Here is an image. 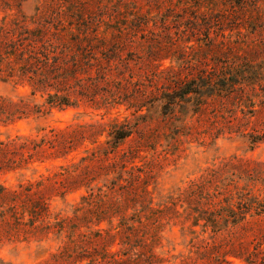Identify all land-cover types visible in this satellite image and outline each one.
<instances>
[{"label": "rangeland", "instance_id": "obj_1", "mask_svg": "<svg viewBox=\"0 0 264 264\" xmlns=\"http://www.w3.org/2000/svg\"><path fill=\"white\" fill-rule=\"evenodd\" d=\"M77 2L82 9H90L82 10L83 16L80 14L79 18L87 17L91 11L105 12L100 8V0ZM36 3V0H0V26L4 23L15 28L24 19V26L44 24L53 32L82 28L81 23L66 21L71 19L68 14L62 18L56 15V10H36ZM104 28L102 24L91 30L98 29L102 34ZM232 33L225 32L235 42H224L222 54L204 39L200 46L187 51L190 52L186 58V53L176 47L178 60L152 62L144 52L142 60L135 57L136 60L130 61L124 79L118 83L103 81L96 89L89 86V81H81L75 88L82 93L95 90L98 98L96 101L80 98L77 105L48 108L41 93L30 96L27 85L0 80V97L15 101L22 98L29 104L28 112L21 118L0 121V141L20 144L7 154L8 165L14 169L0 172V185L17 191L31 189V197L22 196L25 198L22 204L27 207L32 203L37 207L45 204L42 215L33 221L35 230H31L27 215L22 220L25 225L9 221L2 225L0 264H39L49 258L65 239L64 233H55L52 224L73 215L86 194V184L105 189L102 185L117 175L113 170L122 162L126 166L123 178L131 181V175L140 176L138 191L144 184V206H123L111 223L104 219L93 225L104 229L97 247L99 253H103L104 242L110 241L107 249L116 253L114 260L127 258L125 264H134L137 255L143 252L144 264L148 258L158 262L153 264H264V212L256 214L250 209L243 220L231 223L230 219L217 232L194 218L197 210L206 208L211 211L229 208L239 214L250 202L264 207V81L219 93L202 101L203 105L190 104L171 116L161 114L157 100L162 91L205 70L217 71L232 60L247 59L250 55L256 60L264 56V31L262 35L248 34L249 40L247 36L233 37ZM145 37L143 31L134 39L142 43L144 51ZM113 89L120 92L116 102L101 98V94L108 95ZM141 103L144 107L135 113V106ZM35 104L44 112H34ZM138 114H144V119L137 118ZM114 122L137 125L115 153H109L108 159L101 162L99 157L90 155L97 146L108 145L107 132ZM90 124L94 127L82 131L80 126ZM57 130L66 131L69 139H75L72 148L63 155L53 153L54 149L42 142ZM99 130L101 133L97 135ZM251 135L260 139L252 143ZM23 143L29 145L28 151L22 149ZM34 144L40 145L39 153L32 149ZM83 156L89 158L81 161ZM121 214L140 220L135 223L138 231L125 239L126 244L119 235L106 238L109 226L111 232L117 230ZM127 222L130 224L131 220ZM63 223L67 224V220ZM250 252H258V256ZM150 253L154 256L148 257Z\"/></svg>", "mask_w": 264, "mask_h": 264}, {"label": "trees", "instance_id": "obj_2", "mask_svg": "<svg viewBox=\"0 0 264 264\" xmlns=\"http://www.w3.org/2000/svg\"><path fill=\"white\" fill-rule=\"evenodd\" d=\"M101 1L100 8L105 12L94 14L91 11L87 17L79 18L82 10L90 9L79 7L77 0H36V10L44 9L51 12L56 10V15L60 14L62 18L63 15L68 14L71 19L66 21L70 24L71 22L81 23L82 28H76L77 31L70 28L66 30L67 33L61 30L53 32L44 24L27 27L23 24L24 19L19 21L15 28H8L3 23L0 26V80L11 82L13 85H27L30 88V96L41 93L44 104L48 108L77 105L80 98L96 101L98 96L95 90L79 92L75 85L78 87V83L87 80L89 86L92 85L97 89L100 87L99 83L103 81L118 83L124 79L123 73L129 69L130 61L135 57L143 58L144 52L147 60L152 62L166 58L178 60L174 52L176 47L186 53V58L190 51L200 46L198 45L200 41L206 39L210 41V47L218 48L222 54L223 51L225 52V48L222 47L224 42H235L231 38L232 35L225 34L226 31L230 34L234 32L233 37L238 38L246 37L248 34L262 35L264 31V7L262 6L264 0ZM102 24L105 25L102 34L98 32V29L91 30V28H99ZM143 31L147 36L145 37L146 51L144 47H140L142 43L138 44L134 40L138 32ZM65 36L68 38L64 39ZM246 38L249 40L248 36ZM188 50L190 51L187 52ZM215 69L205 70L199 76L184 80L174 88L162 91L157 98L160 102L161 114L171 116L177 113L176 110L190 104L203 105L202 101L205 102L207 98L219 93L231 92L247 83L255 84L264 81V56L256 60L250 55L247 59L232 60L221 66L220 70L215 71ZM101 98L106 102H116L120 98V92L113 89L108 95L101 94ZM28 107V102L22 98L15 101L0 97V121L21 118L28 112ZM141 107H144L143 103L135 106L134 112L140 111ZM32 110L39 113L44 112L45 109L35 104ZM192 111L195 110L192 109ZM137 118L144 119V114H138ZM136 125L112 123L107 132L110 138L106 141L108 145L97 146L90 156L99 157L101 162L106 161L108 154L115 153L118 146L131 136ZM80 127L84 131L85 128L94 127V125ZM53 132L52 136L43 139L42 142L54 149L53 153H61V155L67 153L75 139H69L68 133L64 130ZM99 133H101L100 130L97 135ZM82 137L84 136L80 138ZM250 137L252 143L260 139L257 136ZM21 145L22 149L27 151L30 149L26 143ZM15 147L18 149L20 144L14 141H0V172L4 169H14L13 166L8 165L10 158L7 154ZM39 148V144H34L32 149L35 153H39L41 151ZM87 158L89 157L83 156L81 161ZM120 167L113 170L117 175L108 184L102 185L105 189L97 186L90 187L86 184V194L82 195L73 215L65 219L67 224L64 225L65 220H57L52 224L56 227L55 233H64L65 239L56 252L51 253L49 258L39 264H79L83 261H85L83 264H113L116 261L125 264L127 262V258L114 260L113 256L116 253L107 249L110 241L104 242L103 253H99L97 247L104 229L93 228V225L97 226L104 219L111 223L112 217L118 215V211L123 206L137 204L144 206V184L138 191L140 176L131 175L129 177L131 181H127L123 178V172H126L123 170L126 167L125 163L122 162ZM118 169L121 170L118 171ZM30 192L31 189L23 188L17 191L0 185V237L1 227L5 222L25 225L22 220L23 216L27 215L30 225L33 226V221L42 215L45 204L41 203L39 207L35 206L36 203L28 207L22 204L25 200L22 196L31 197ZM145 193L147 194V191ZM257 204L247 203V206L243 207L245 210L239 207L238 209L241 210L239 214L229 208L224 211H211L206 208V210H197L194 218L196 221L202 220L203 226H209L213 232H217L222 224L227 225L230 219L231 223L243 220L245 213L250 209H254L256 214L264 212V207H259ZM133 215L136 216V214ZM133 215L127 217L121 214L117 230L113 233L112 226H109L105 231L106 238L119 235L126 244L125 239H128L131 233L134 235L138 231L135 223H139L140 220L133 219ZM127 220H131L130 224ZM194 223L198 224V222ZM42 227L46 228V226ZM81 228H84L83 231ZM35 229L34 226L31 228V230ZM250 253L258 256V252ZM149 256L154 254L150 253ZM137 258L134 264H144V252L142 255L138 254ZM246 262L253 263L251 260ZM153 263L158 262L148 258L147 264Z\"/></svg>", "mask_w": 264, "mask_h": 264}]
</instances>
